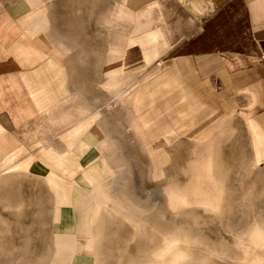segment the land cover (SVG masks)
Instances as JSON below:
<instances>
[{"label":"rangeland","instance_id":"obj_1","mask_svg":"<svg viewBox=\"0 0 264 264\" xmlns=\"http://www.w3.org/2000/svg\"><path fill=\"white\" fill-rule=\"evenodd\" d=\"M18 1L0 0V18L7 9L21 15ZM37 4L53 41L41 43L51 54L55 45L63 51L58 57L73 92L43 116L33 140L53 142L68 124L69 144L94 131L104 140L108 167L93 187L68 185L64 198L55 195L56 180L39 165L30 176L0 173V264H61L58 233L77 237L71 264H264V149L250 114L236 108L205 137L181 131L146 135L128 97L176 59L167 53L147 63L135 41L142 33L133 29L136 19L119 15L128 0ZM152 19L171 41L191 28L173 0L155 6ZM212 82L222 84L215 74ZM151 149L165 153L160 165ZM39 153L52 173L61 167L54 150ZM94 187L95 203L90 198L75 204Z\"/></svg>","mask_w":264,"mask_h":264},{"label":"crops","instance_id":"obj_2","mask_svg":"<svg viewBox=\"0 0 264 264\" xmlns=\"http://www.w3.org/2000/svg\"><path fill=\"white\" fill-rule=\"evenodd\" d=\"M162 1L128 0V6H120L119 15L137 22L152 19L155 6ZM37 2L19 0L15 9L20 4L21 15L16 13L17 9H7L0 18V173L30 176L31 169L39 165L40 169H47L51 179L57 180L52 183L55 195L64 198L70 194L66 191L68 185L93 187L98 179H104L97 175L98 167H108V161L103 151L104 140L93 130L71 144L64 136L71 124L61 127V135L59 132L53 142L42 137L33 140L43 116L73 92L70 72L58 57L63 51L54 44L53 56L46 47L53 41ZM173 2L191 21V30L188 27L179 32L180 38L168 40L163 29L153 24L133 28L142 31L135 41L148 64L167 53L176 59V64L162 73L159 70V76L128 97L146 135L156 138L164 133L169 137L168 133L181 131L205 137L213 131V123L236 114L240 107L255 121V135L264 149V0ZM147 5L149 11H144ZM236 56L243 63L237 64ZM246 57L258 61L245 62ZM232 62L237 67L227 69L228 65L233 66ZM213 74L220 78V87L213 84ZM77 120L74 115L72 121ZM186 125L189 128L185 130ZM39 138L40 143L33 144ZM43 148L54 150L63 164L70 165L68 169L55 166L56 172L52 173V166L39 155ZM150 154L155 165H160L165 156L152 149Z\"/></svg>","mask_w":264,"mask_h":264},{"label":"bare ground","instance_id":"obj_3","mask_svg":"<svg viewBox=\"0 0 264 264\" xmlns=\"http://www.w3.org/2000/svg\"><path fill=\"white\" fill-rule=\"evenodd\" d=\"M132 4H136V1H133L132 2ZM122 11H123V9H122ZM144 11H149V7H148V5H147V7L145 8V10ZM154 20L153 19H145V20H141V21H138L137 23H136V26H137V28H146V27H148L149 25L151 26L152 25V22H153ZM147 46H149V45H147ZM120 49V48H119ZM119 51H121V50H119ZM168 74V73H167ZM170 76V75H169ZM167 77V76H166ZM165 78V77H164ZM168 78H170V77H168ZM169 80V79H168ZM174 80V79H173ZM175 81V80H174ZM161 83V82H160ZM169 85V84H168ZM171 85V84H170ZM167 86V85H166ZM164 88V87H163ZM184 88V87H183ZM165 98V97H164ZM193 98V97H192ZM143 99V98H142ZM195 99V98H194ZM145 100V99H144ZM179 101H180V99H179ZM183 101V100H182ZM141 103V102H140ZM138 105V104H137ZM141 105V104H140ZM142 106V105H141ZM137 107V106H136ZM185 107V106H184ZM150 112V111H149ZM147 113V112H146ZM148 114V113H147ZM151 114V113H150ZM140 115H141V113H140ZM144 115V114H143ZM148 117V116H147ZM193 117V116H192ZM149 118V117H148ZM146 119V118H145ZM193 121V120H192ZM147 122V121H146ZM149 123V122H148ZM149 125H150V123H149ZM147 127V126H146ZM149 127V126H148ZM151 127V126H150ZM146 129V128H145ZM149 129V128H148ZM150 130V129H149ZM203 131V130H202ZM150 132V131H149ZM150 136V135H149ZM156 136V135H155ZM14 152H16V153H14V154H17V152L18 151H14ZM11 156V155H10ZM78 156V155H77ZM67 166H70V165H68V164H63V163H61V167L60 168H62V169H64V170H66V169H68L67 168ZM88 167V166H87ZM66 168V169H65ZM97 170V169H96ZM107 170V168H106V166L105 165H103L102 167H101V169H99V167H98V176H101V177H103V175L102 174H100V172H102V173H104L105 174V171ZM55 171V170H54ZM57 181V180H56ZM76 188H78V189H80L81 187H76ZM77 189V190H78ZM94 190L96 191L97 189H95V187L93 188V190H91L89 193H87V192H85L84 193V191L83 192H81L82 194H84L85 196L80 200V199H77V200H75V204H84L85 205V203L87 202V201H89L90 200V198L91 199H93L92 201L95 203V198L97 197V195H95L96 193H93L94 192ZM76 192V191H75ZM76 193H78V192H76ZM96 196V197H95ZM99 197V196H98ZM91 201V202H92ZM93 203V204H94ZM90 208V207H89ZM93 209V208H92ZM95 214H96V208H95ZM88 234H89V232H87ZM92 236V235H91ZM87 238H90L91 239V237H90V234L88 235V237ZM90 241H92V239L91 240H89V241H87V242H90ZM78 243V240H77V237H76V235H74V234H64V233H62V234H57V245H58V252H59V255L61 256V264H71L75 259H74V257H76L75 255H74V251H76L75 249H76V246L78 245L77 244ZM86 247H87V245H86ZM85 247V248H86ZM58 255V256H59ZM78 256V255H77ZM57 258V257H56ZM55 258V259H56ZM54 259V260H55ZM78 259V258H77ZM76 261V260H75ZM56 262H58V259H57V261H55V263Z\"/></svg>","mask_w":264,"mask_h":264}]
</instances>
